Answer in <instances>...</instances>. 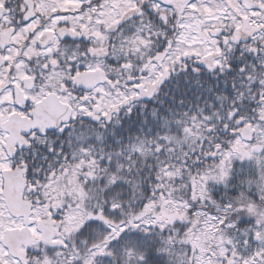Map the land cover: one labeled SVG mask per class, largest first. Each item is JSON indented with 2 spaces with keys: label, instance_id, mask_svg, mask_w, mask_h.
<instances>
[{
  "label": "snow or ice",
  "instance_id": "6c2138e0",
  "mask_svg": "<svg viewBox=\"0 0 264 264\" xmlns=\"http://www.w3.org/2000/svg\"><path fill=\"white\" fill-rule=\"evenodd\" d=\"M0 264H264V0H0Z\"/></svg>",
  "mask_w": 264,
  "mask_h": 264
}]
</instances>
